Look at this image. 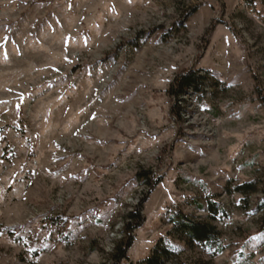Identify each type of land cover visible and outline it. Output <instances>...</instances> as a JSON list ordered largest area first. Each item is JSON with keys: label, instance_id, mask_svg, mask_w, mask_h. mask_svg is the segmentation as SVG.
Wrapping results in <instances>:
<instances>
[{"label": "rangeland", "instance_id": "rangeland-1", "mask_svg": "<svg viewBox=\"0 0 264 264\" xmlns=\"http://www.w3.org/2000/svg\"><path fill=\"white\" fill-rule=\"evenodd\" d=\"M189 68L212 81L178 122L167 91ZM145 194L122 264L160 240L166 264H264V0H0V264H112ZM179 211L223 251L179 237Z\"/></svg>", "mask_w": 264, "mask_h": 264}, {"label": "trees", "instance_id": "trees-1", "mask_svg": "<svg viewBox=\"0 0 264 264\" xmlns=\"http://www.w3.org/2000/svg\"><path fill=\"white\" fill-rule=\"evenodd\" d=\"M211 79L210 74L204 72L202 69L195 70L189 68L175 75L167 92L172 101L171 115L176 121L179 122L182 119L183 107L181 102L185 100V95L190 93L202 94L210 84V81H212ZM137 178L142 180L150 190H153L161 182V177H157L152 169L138 172ZM234 190L244 196H248L258 191V183L256 181L245 182L235 186ZM146 201L147 194L126 215L123 236L115 244V248L111 253L112 264H122L124 260L128 259V252L134 245L136 239V231L143 227L146 222V217L143 213ZM261 208H264V202ZM218 210V204L210 200L209 211L217 214ZM171 221L173 231L179 237L185 239L192 245L197 244L210 256L215 257L223 251L222 246H220L221 232L213 223L202 219L191 218L182 211L173 215ZM174 257V248L169 246L165 240H160L152 255L146 257L143 263L166 264L168 261L174 259Z\"/></svg>", "mask_w": 264, "mask_h": 264}]
</instances>
